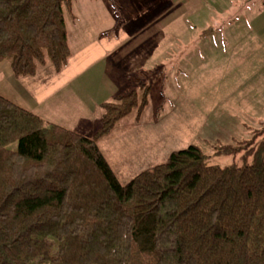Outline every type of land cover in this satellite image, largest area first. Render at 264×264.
I'll use <instances>...</instances> for the list:
<instances>
[{
  "label": "trees",
  "instance_id": "obj_1",
  "mask_svg": "<svg viewBox=\"0 0 264 264\" xmlns=\"http://www.w3.org/2000/svg\"><path fill=\"white\" fill-rule=\"evenodd\" d=\"M71 4L0 0V64L16 78L61 73ZM149 91L101 103L91 137L0 96V264H264V128L214 152L243 166H209L189 146L121 184L97 143Z\"/></svg>",
  "mask_w": 264,
  "mask_h": 264
},
{
  "label": "rangeland",
  "instance_id": "obj_2",
  "mask_svg": "<svg viewBox=\"0 0 264 264\" xmlns=\"http://www.w3.org/2000/svg\"><path fill=\"white\" fill-rule=\"evenodd\" d=\"M129 1L125 4V10L115 4L108 8L116 9L117 13L114 11L110 13L106 9L102 11L96 4H91V8H85L87 7L85 0H72L70 11L65 10L64 18L71 43V56L67 68L63 69V74L56 78L59 79L56 84L62 86V91L51 98L52 101L61 99L60 104H53L48 112L49 115L52 114L53 122L82 136L91 137L95 133L94 126L97 124L98 114V127L100 124L102 116L100 104L114 99L112 96L109 97L108 87L111 85L101 78H107L116 92L122 91L123 84L130 87L134 85L129 89L131 91L138 89L141 84H146L150 91L147 106L143 109L144 111L147 108L143 114L144 127H137L134 123L118 127L124 119L126 123L133 117L137 121L140 120L143 111L138 113L134 110L114 126L118 127L116 130L113 128L97 143L121 184H126L146 169L165 163L172 152L189 146L200 148L208 157L206 163L209 166L220 168L243 166L245 162L241 154L237 157L215 156L214 152L218 145H235L249 140L254 131H261L264 128V35H249L247 40L251 47L243 51L238 50L240 40L236 35H231L232 30L235 32L234 27L225 28L223 31L222 25L229 22L226 18L218 23L220 24L218 31V27L214 26L212 30L215 33L204 38L203 33L209 28L208 21L213 20L209 13L213 11V7L207 0H201L203 8L195 15L187 11L185 19H182L181 23L186 28L182 27L183 29L174 35H169L161 28L154 30L155 34L159 33L156 34L158 36L149 37V32L148 36H142L149 50L148 55L146 52L142 53V58L148 61V64L133 60L135 54H140L137 51L140 48L131 51L127 49L122 51L123 48L121 51L117 50L120 47L111 48L108 51L109 55L103 58L100 57L101 51L94 53L89 49L80 48L78 38L84 44V40L92 38L86 36L85 31L93 32L99 29L94 24L96 20L86 15L84 11L86 9L91 10L103 25L111 24L115 30L120 28L123 34L116 37L118 40L129 38L125 33L129 26L122 25L132 24V28H139L143 17L151 10L153 4L152 0ZM256 1L259 4V0ZM261 2L264 3V0ZM227 8L226 13L229 15H236L239 12L235 4L231 6L229 3ZM257 9L260 11L259 6ZM80 13L83 17L85 15L86 19L78 25L75 18ZM127 14L131 15L129 17L132 19L127 18ZM160 24L163 25V22L160 21ZM175 25H178V20ZM156 43L157 52H154L155 50L151 52V45L155 46ZM172 43L175 45L174 51L170 49ZM131 46L133 45L128 44L125 47ZM158 49L162 52H158ZM154 53L162 55L163 58L161 56L159 59H164L166 63L158 61L157 64L160 65H156V61L152 59ZM98 58L106 61L104 67L89 68L90 63ZM108 61L110 67L107 66ZM75 64L77 66L86 64V68L89 69L86 78L70 83L65 76H70L74 70H87L76 69ZM7 65L9 64L5 61L0 64V96L35 114V103L44 102L45 92L37 94L36 89L40 84L37 85L32 77L16 78L10 69L6 68ZM53 71L50 64L39 67L37 70L39 82L44 83L45 77ZM127 75L131 77L127 79ZM99 78L101 81L97 82ZM138 78L141 83L137 82ZM77 90L80 94L76 93ZM77 98L80 104L101 103L85 105L74 113L65 111L73 105H78L75 101ZM149 125L152 127H148ZM88 129L92 132L88 133ZM10 147H15V144ZM250 162L251 159L247 163Z\"/></svg>",
  "mask_w": 264,
  "mask_h": 264
},
{
  "label": "crops",
  "instance_id": "obj_3",
  "mask_svg": "<svg viewBox=\"0 0 264 264\" xmlns=\"http://www.w3.org/2000/svg\"><path fill=\"white\" fill-rule=\"evenodd\" d=\"M152 1H153V4L151 5V10H149L146 13L145 17H143V20L141 21L142 22L141 26L139 28H136V29L132 28V26H133L132 24L125 25V26L122 25L123 27L129 26V28L125 32L129 38H125V39H121V40H118L116 38L117 36H121L123 34V32L121 31L120 28L115 30L114 26L111 24L103 25L102 23H100V19L97 20V18L95 17V14L93 15L91 13L92 12L91 10H89V9L84 10L86 12V15H88V17H90V18L92 17V18H94V20H96V23L94 22V24L96 26H98L99 29L94 30L93 32H90V31H85L86 29L84 28V31L86 32V36H92V38L89 40L88 39L84 40V42H85L84 44H83V41L78 38V45H80L81 49H89L94 53L101 51L102 52V54H100L101 58L108 56L109 55L108 51H110L111 48L120 47L117 49L120 51L122 48H123L122 51L124 49L131 51V50H135L136 48H140L137 50L140 52V54H135L133 60L137 59V61L141 62V64H145L144 62H146V64H148L149 62L144 61L142 58L143 52L144 53L146 52L147 55L149 53V50H147V48H148L147 44H146L147 42L145 41V39H143L142 36H144V37L148 36L147 32H149V37L150 36H158L156 34H159V33L156 32V34H155L154 30H156V29L161 30V28H162V30L164 28L165 29L164 31L167 32L169 35H171V34L174 35V33L181 31V29H183V28H186V26H183V24L181 22H182V19H185V15H186L187 11L190 14L193 13L195 15L196 13H198L200 8H203V6H204V4L202 3L201 0H152ZM207 1H208V3H211L212 7H213L212 8L213 11L209 12V13H211V17L213 19L212 20L213 22L209 19V21H208L209 26H207V27H209L212 30V28H214V26L215 27L217 26L218 27L217 31H218V29L220 27V24H218V23H221L223 19L227 18L229 20V22H228V24L222 25L223 31L225 28L234 27L235 32H233V30H232L231 35H236L238 37V39L240 40V42H239L240 47H238V50L243 51L244 49L251 47L250 43L248 42L249 40H247L249 38V35H256V36L257 35L258 36L264 35V3L261 2L262 0H259V4L256 3L257 2L256 0H207ZM85 2L87 5V7H85V8H91L92 7L91 4H96V5L100 6L102 11L106 9V10L110 11V13L112 11L117 13L116 9H112V8L108 9V8L111 5L115 4V5H120L125 10V4L130 2V1L129 0H85ZM229 3L231 4V6H233L234 4L236 6H238L239 12H237L236 15H234V14L229 15L226 13V12H228L227 7H228ZM261 3H262V5H261ZM258 6L260 8V11H258V9H257ZM181 10H182V13H180ZM170 11H172V12L167 15V13ZM177 12L179 14H177ZM95 13H96V11H95ZM124 14L125 13L123 12V15ZM127 15H126L127 18L132 19L131 17H129L131 15H129V14H127ZM214 16H215V18H214ZM83 19H86V16L84 15V17H83L81 13L77 16V18H75V20L78 21V25L81 22H83ZM177 20H178V25H175V22ZM215 20H217V22H214ZM155 21H156V23L157 22L158 23L156 24ZM160 21L163 22V25L160 24ZM164 21H166V22H164ZM211 22H212V24H211ZM164 25H165V27H164ZM80 27H82V25ZM242 28H245V29H242ZM124 29H126V28H124ZM188 29L190 30L189 27H188ZM84 31H80V32H84ZM214 33H215V31L212 30L210 35H212ZM68 34L69 33L67 31V38H68ZM210 35H208V36H210ZM241 35L244 36V38ZM208 36H204V38L208 37ZM227 36H229V35H227ZM82 37H83V35H82ZM174 43H175V41H174ZM174 43H172L173 45L170 46L171 51H174V48H173L175 46ZM243 43H244V45H243ZM68 44H69V47L71 49V43H70L69 39H68ZM128 44L133 45V46L126 48L125 46ZM245 44H246V46H245ZM156 47H157V43L155 44V46L151 45L150 51L152 52L155 50L154 52H157L156 50L158 47L157 48ZM259 49H261L260 46H259ZM158 52L161 53L162 51H160L158 49ZM103 53H106V54H103ZM161 56L162 55L154 53V56L152 57V59H154L156 61V65H160V63L157 64L158 61L166 63V61L164 59L163 60L159 59V58H161ZM99 58L94 60L93 62H91L89 65V68L93 67V66L94 67H97V66H99V67L103 66L104 67V64H105L104 62H106V61L103 59H99ZM162 58H163V56H162ZM112 63H113V60L111 61V64ZM109 64H110V62L107 63L108 67H110ZM74 66L76 69L82 68V69H87V70H74ZM74 66H73L74 73H72L70 76L64 77L65 79L70 80L71 81L70 83L75 82L76 80H79L81 78H86L85 75L87 74L88 69H89V68H86V64L84 66H77L75 64ZM6 68L10 69V66L7 65ZM66 68H67V66H66ZM64 70L60 74H55L54 71H53V73L48 74L45 77L44 83L39 82L38 73L36 76L32 77L33 80L37 82L36 83L37 85L40 84L36 89L37 94L41 91L45 92L44 102L37 101L35 103V106H34L35 114L38 117H40L41 119H43L44 121H46L47 123H51V124H55V125H58V124L53 122L52 114L49 115L48 112L51 110V107L53 104L59 105L61 102L60 98H57L55 101H52L51 98L53 96H55V94L58 93L59 91H62V86H58L56 84V81L59 80L56 78H60V76L63 74ZM10 71H11V69H10ZM130 77L131 76L129 75L126 78L129 79ZM127 79H125V80H127ZM88 80H90V79H86V81H88ZM101 80H105V81H107V83H109L111 85L108 87V90L110 91L109 97L112 96V98H114L118 95H123V94L130 92L131 90H129V89H131V87L134 86L133 85L130 87V86H127V84H123V86H121L122 91L119 90V92H116L115 87L111 84V82H109V80L107 78L103 77V78H101ZM101 80L99 78V79H97V82H99ZM137 82L141 83L139 78L137 79ZM37 85H35V87ZM76 93L80 94L79 90H77ZM75 101L78 102V105H73L65 111H67L68 113L70 111H73V113H74L75 111H79V109L81 107H85V105L90 106L93 104H97V103L100 104L101 103V102H92V103L88 102L86 104H80L78 98L75 99ZM99 104L96 105L97 109L99 107ZM149 105H150V103H148V106ZM160 105H161V103H160ZM144 111H143L139 121H137L136 118L133 117V119H130L131 121H128L126 123V121H124L125 120L124 119L121 121V123L119 124L118 127H120L121 125L122 126H130L133 123L135 125H137V127H144V125H143V123H144V121H143ZM62 112H64V111H62ZM157 113H158V111H156L155 114H157ZM44 115H46V116H44ZM127 118H131V117H127ZM98 120H99V114L97 116V124H95V126H94L95 131L98 128ZM154 120H156V118H154ZM58 126H60V125H58ZM60 127H62V126H60ZM118 127H115L114 130H116ZM148 127H152V125H149ZM153 127H155V126H153ZM63 128H65V127H63ZM128 128L130 129V127H126V129H128ZM65 129H67V128H65ZM68 130H70V129H68ZM88 130H89L88 133L92 132V130H90V129H88ZM70 131H72V130H70ZM106 137H108V136H106ZM106 160H108V159H106Z\"/></svg>",
  "mask_w": 264,
  "mask_h": 264
},
{
  "label": "water",
  "instance_id": "obj_4",
  "mask_svg": "<svg viewBox=\"0 0 264 264\" xmlns=\"http://www.w3.org/2000/svg\"><path fill=\"white\" fill-rule=\"evenodd\" d=\"M212 32V30L209 28L208 30H206L204 33H203V36H208L210 35Z\"/></svg>",
  "mask_w": 264,
  "mask_h": 264
}]
</instances>
